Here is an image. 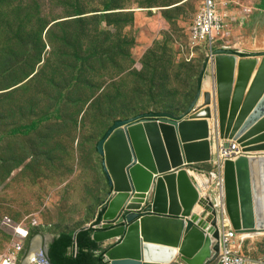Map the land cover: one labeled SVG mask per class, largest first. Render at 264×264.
<instances>
[{
  "label": "rangeland",
  "instance_id": "374dc122",
  "mask_svg": "<svg viewBox=\"0 0 264 264\" xmlns=\"http://www.w3.org/2000/svg\"><path fill=\"white\" fill-rule=\"evenodd\" d=\"M215 1L221 33L196 38L204 0H0V255L19 223L55 238L98 221L115 120L185 111L215 48L264 50V0ZM195 166L217 202L213 162ZM241 248L261 258L264 232Z\"/></svg>",
  "mask_w": 264,
  "mask_h": 264
},
{
  "label": "water",
  "instance_id": "95a60500",
  "mask_svg": "<svg viewBox=\"0 0 264 264\" xmlns=\"http://www.w3.org/2000/svg\"><path fill=\"white\" fill-rule=\"evenodd\" d=\"M219 140L224 149L233 142L239 148L214 166L222 170L225 208L209 196V228L200 231L194 216L202 197L192 172H203L195 165L211 162ZM98 150L112 188L93 232L108 248L105 264H210L220 253L225 211L237 233L264 232V153H257L264 151V50H211L185 111L117 119ZM49 236L33 233L19 264H28L39 242L44 259L54 264Z\"/></svg>",
  "mask_w": 264,
  "mask_h": 264
},
{
  "label": "built area",
  "instance_id": "2783aa9c",
  "mask_svg": "<svg viewBox=\"0 0 264 264\" xmlns=\"http://www.w3.org/2000/svg\"><path fill=\"white\" fill-rule=\"evenodd\" d=\"M222 28V20L217 13L216 1L204 0L203 7L193 26L195 37H214L221 33ZM235 145V143L232 144V149L225 150L221 148L220 151H225L220 152L218 156L211 160L213 165H218L223 162L226 157L233 155L232 150L235 148ZM217 174L219 177L216 181V188L220 194L219 197H221L223 189V174L220 168L217 169ZM38 224L39 223L33 219L29 225L22 222L14 227L15 242L11 243L6 252L0 255V264H19L27 247L28 241L33 234L31 232V227L37 226ZM218 231L219 238L217 241L220 244V253L217 259L210 264H264V254L261 258L251 259L242 251L241 244L244 238L240 237L236 230L232 227L225 212L222 214ZM48 235H51L49 237L54 236L53 234ZM27 263L50 264L43 257L41 246L36 247L30 252V255L27 258ZM171 264L184 263L175 262Z\"/></svg>",
  "mask_w": 264,
  "mask_h": 264
},
{
  "label": "trees",
  "instance_id": "16d2710c",
  "mask_svg": "<svg viewBox=\"0 0 264 264\" xmlns=\"http://www.w3.org/2000/svg\"><path fill=\"white\" fill-rule=\"evenodd\" d=\"M59 21L54 24H58ZM51 22L44 25L48 27ZM53 25V24H52ZM51 25V26H52ZM50 26V27H51ZM16 85V84H15ZM104 210V209H103ZM103 210L100 213L103 215ZM99 221H97L98 224ZM64 230L55 236L50 246V254L54 264H105V252L101 243L93 238L94 226Z\"/></svg>",
  "mask_w": 264,
  "mask_h": 264
},
{
  "label": "bare ground",
  "instance_id": "6f19581e",
  "mask_svg": "<svg viewBox=\"0 0 264 264\" xmlns=\"http://www.w3.org/2000/svg\"><path fill=\"white\" fill-rule=\"evenodd\" d=\"M223 25V24H222ZM207 37H209V36H207ZM200 38H205V37H200ZM219 143L220 144H217L218 146H217V150H218V152L220 153V152H224L225 150H223V151H220V149L222 148V149H224L223 147H222V145H223V142L222 141H220L219 140ZM233 143H235L236 145H235V148L234 149H237V148H239V146H238V144L236 143V142H233ZM232 143V144H233ZM212 150L214 151L215 149H214V147L212 148ZM262 152H264V151H259V152H257V153H262ZM196 173H204V174H206L207 176H211L210 174L208 175L207 173H205V172H198V171H193L192 172V175H193V179H194V181H195V183L197 184V186H198V188H199V190H200V192H201V210L199 211V212H196V214H195V220L199 223H201L202 224V226H201V228L199 229L200 231H202V229H207V228H209V214H210V211H209V208H207V205H206V203L205 202H207L208 203V199H209V196L207 195V192H205L204 191V189H202L201 187H200V185L198 184V178L197 177H200V179L203 181V182H206L203 178H202V175H198V176H195V174ZM214 175H215V177L217 176L215 173H213ZM222 180H223V177H222ZM200 181V180H199ZM201 183V182H200ZM203 184V183H202ZM259 185H260V188H261V194H260V196H261V198H262V202H263V204H264V177H263V180L262 179H260L259 180ZM224 195H225V189H224V181H223V189H222V206H223V208H225V204H224ZM204 205V206H203ZM225 210V209H224ZM226 212V211H225ZM227 215V214H226ZM227 217H228V215H227ZM252 233H250V234H247V233H243V234H241V235H251ZM252 235H256V234H252ZM40 246V242H39V244H38V247Z\"/></svg>",
  "mask_w": 264,
  "mask_h": 264
},
{
  "label": "crops",
  "instance_id": "0c3cea01",
  "mask_svg": "<svg viewBox=\"0 0 264 264\" xmlns=\"http://www.w3.org/2000/svg\"><path fill=\"white\" fill-rule=\"evenodd\" d=\"M246 53H250V52H246ZM172 113H174V112H172ZM178 114V113H177ZM262 153H264V152H262ZM198 175H202V178L206 181V182H203L201 179H200V177H197L198 178V184L200 185V187L202 188V189H204L205 187H208V180L211 178V176H215L213 173H212V175L211 176H207L206 174H204V173H196L195 174V176H198ZM200 180V181H199ZM201 182V183H200ZM203 183V184H202ZM204 191L205 192H207L208 191V189L206 188V189H204ZM208 193V192H207ZM218 202H221L222 201V196L219 198V200H217ZM102 204H103V202H102ZM102 204H101V206H102ZM100 211H102V208H100ZM100 211H99V213H98V216H100ZM95 220V219H94ZM94 220H92L91 222H89V224H91V226H94V227H96L95 225V223H97V222H95ZM89 224H87V225H89ZM86 226V225H85ZM85 226H83V227H85ZM83 227H81L80 229H82ZM79 230V229H78ZM77 230V231H78ZM44 232H46V231H44ZM48 232V231H47ZM46 232V233H47ZM53 234V233H52ZM239 234V233H238ZM239 236L240 237H242V238H244V236L245 235H241V234H239ZM54 240V239H53ZM103 246V245H102Z\"/></svg>",
  "mask_w": 264,
  "mask_h": 264
}]
</instances>
